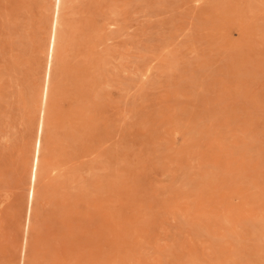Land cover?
Instances as JSON below:
<instances>
[{
    "label": "rangeland",
    "instance_id": "374dc122",
    "mask_svg": "<svg viewBox=\"0 0 264 264\" xmlns=\"http://www.w3.org/2000/svg\"><path fill=\"white\" fill-rule=\"evenodd\" d=\"M53 7L0 0V264H264V0H62L43 104Z\"/></svg>",
    "mask_w": 264,
    "mask_h": 264
},
{
    "label": "bare ground",
    "instance_id": "6f19581e",
    "mask_svg": "<svg viewBox=\"0 0 264 264\" xmlns=\"http://www.w3.org/2000/svg\"><path fill=\"white\" fill-rule=\"evenodd\" d=\"M61 3H62V0H54L53 16L55 15L54 16L55 20H53L51 35L48 39L47 66H46L45 71H44L43 90H42V97H41V101L43 104L46 102V99H47V92H48V86H49V80H50V74H51V68H52V61H53V53H54V49H55V45H56V39H57L58 15H59ZM128 47H130V46H128ZM43 112H44V108L42 107L41 111H40V118L38 121V127L40 128V131L38 132L39 136L37 138H35L36 139L35 140V155H34L35 160L33 161V164L34 163L35 164L31 168V172L33 174L34 180L36 179L37 170H38V163H39L41 136H42V131H43V117H44ZM174 135H176V134H174ZM33 191H34V189L32 190V192Z\"/></svg>",
    "mask_w": 264,
    "mask_h": 264
}]
</instances>
